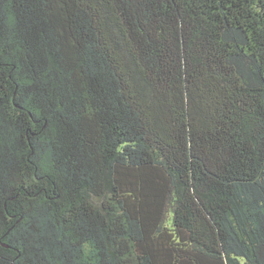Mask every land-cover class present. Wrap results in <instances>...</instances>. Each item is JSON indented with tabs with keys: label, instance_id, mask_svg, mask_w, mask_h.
<instances>
[{
	"label": "trees",
	"instance_id": "obj_1",
	"mask_svg": "<svg viewBox=\"0 0 264 264\" xmlns=\"http://www.w3.org/2000/svg\"><path fill=\"white\" fill-rule=\"evenodd\" d=\"M0 264H264V0H0Z\"/></svg>",
	"mask_w": 264,
	"mask_h": 264
}]
</instances>
